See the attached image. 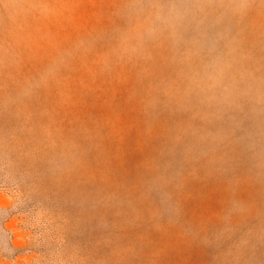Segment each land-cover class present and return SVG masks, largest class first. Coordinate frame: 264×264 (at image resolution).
I'll use <instances>...</instances> for the list:
<instances>
[{"label":"rangeland","instance_id":"obj_1","mask_svg":"<svg viewBox=\"0 0 264 264\" xmlns=\"http://www.w3.org/2000/svg\"><path fill=\"white\" fill-rule=\"evenodd\" d=\"M0 264H264V0H0Z\"/></svg>","mask_w":264,"mask_h":264}]
</instances>
